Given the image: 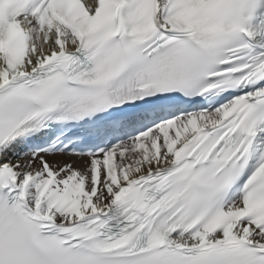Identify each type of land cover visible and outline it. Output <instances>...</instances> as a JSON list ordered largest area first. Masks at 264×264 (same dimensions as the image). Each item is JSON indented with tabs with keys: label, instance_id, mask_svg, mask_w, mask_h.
<instances>
[{
	"label": "snow or ice",
	"instance_id": "1",
	"mask_svg": "<svg viewBox=\"0 0 264 264\" xmlns=\"http://www.w3.org/2000/svg\"><path fill=\"white\" fill-rule=\"evenodd\" d=\"M0 264H264V0H0Z\"/></svg>",
	"mask_w": 264,
	"mask_h": 264
}]
</instances>
